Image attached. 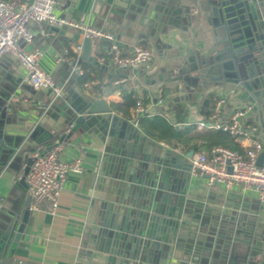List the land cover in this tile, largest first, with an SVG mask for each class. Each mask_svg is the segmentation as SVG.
<instances>
[{"label": "crops", "instance_id": "obj_1", "mask_svg": "<svg viewBox=\"0 0 264 264\" xmlns=\"http://www.w3.org/2000/svg\"><path fill=\"white\" fill-rule=\"evenodd\" d=\"M54 1L56 17L112 36L123 54L141 45L152 59L130 69L95 67L92 57L79 61V31L29 23L24 50L42 52L40 68L60 88L54 97L27 84L16 59L0 58V264H264V205L256 193L208 186L185 157L203 150L190 139L209 130L198 125L207 124L219 96L221 121L251 107L240 124L264 148V56L250 91L200 74L199 62L230 47L212 0ZM94 44L97 55H108L107 39ZM97 101L110 113L71 133L78 112ZM136 101L145 106L137 120ZM56 139L59 158H80L82 173L66 177L53 211L31 201L23 223L26 160Z\"/></svg>", "mask_w": 264, "mask_h": 264}, {"label": "built area", "instance_id": "obj_2", "mask_svg": "<svg viewBox=\"0 0 264 264\" xmlns=\"http://www.w3.org/2000/svg\"><path fill=\"white\" fill-rule=\"evenodd\" d=\"M56 2L54 0H0V58L7 54L16 59L25 71V81L32 88L50 91L54 97L60 94V88L54 84L51 77L39 65L42 57L40 50L26 52L24 45L32 40L28 28L29 23H45L49 27H68L79 31L84 39L90 41V57L98 65H107L118 69H130L148 66L152 53L141 45L133 46L129 54H123L115 39L97 29H93L78 22L56 17L53 13ZM105 38L110 42L108 55L101 56L95 52L94 41ZM76 46L75 51L80 52ZM64 55L67 51H63ZM78 74L82 71L78 68ZM225 103L223 96L217 97L212 105L207 124H199L198 128L226 133L240 145L248 143L245 157L223 147H211L208 151L199 150L189 158L190 172L205 177L208 186H223L230 189L243 186L256 193L261 205H264V148L251 140L240 124V119L251 111L250 106L235 110L226 121L220 116ZM134 118L145 114V106L136 101L134 104ZM242 146V145H241ZM62 142L54 140L49 150H35L30 155L31 164L25 176L27 192L32 201V208L38 209L42 203H47L53 211L58 205V198L62 185L69 174L82 173V161L74 158L64 161L59 158ZM263 153L262 162L257 165V158Z\"/></svg>", "mask_w": 264, "mask_h": 264}, {"label": "water", "instance_id": "obj_3", "mask_svg": "<svg viewBox=\"0 0 264 264\" xmlns=\"http://www.w3.org/2000/svg\"><path fill=\"white\" fill-rule=\"evenodd\" d=\"M260 0H212L211 13L213 17L218 18L220 26L225 30L230 42L228 53L223 57H211L199 62L200 74L206 75L208 81L213 83H230L239 85L244 90L250 91L259 73H262V60L264 56V26L262 23V10H260ZM118 2L128 0H116L115 5L120 6ZM123 7V6H121ZM126 8V7H125ZM225 59V60H221ZM221 60V61H220ZM79 61H92L90 57V41L84 39L81 45ZM78 61V62H79ZM264 61V60H263ZM258 72V73H257ZM256 97V95L254 94ZM248 99H251L249 96ZM90 105L81 112L71 129V133L78 129L82 123L90 125L99 121V114H109L110 109L104 101H97L91 108ZM83 113H85L83 115ZM83 115V116H82ZM51 148V147H50ZM175 156L174 153L171 154ZM193 151H189L185 157L189 159ZM263 153L257 158V165L262 162ZM31 164L30 158L26 160L23 168L22 177L19 183L25 185V176ZM190 167V165H188ZM166 173V171H163ZM158 178V174L155 175ZM160 183L157 186L160 187ZM161 188V187H160ZM31 198L28 196L24 202L25 211H23L22 222H26L29 215ZM22 228L18 230L21 233ZM17 239V237H16Z\"/></svg>", "mask_w": 264, "mask_h": 264}, {"label": "trees", "instance_id": "obj_4", "mask_svg": "<svg viewBox=\"0 0 264 264\" xmlns=\"http://www.w3.org/2000/svg\"><path fill=\"white\" fill-rule=\"evenodd\" d=\"M95 67L99 65L93 61ZM82 80H85V73H82ZM128 107L131 106V103L127 104ZM190 140H199L202 142L201 147L203 150L208 151L211 147H223L229 149L233 152H237L243 157H245L248 148L241 146L238 142L235 141L234 138L229 136L226 133H222L220 131H215L209 129L206 133L198 134L192 137Z\"/></svg>", "mask_w": 264, "mask_h": 264}]
</instances>
